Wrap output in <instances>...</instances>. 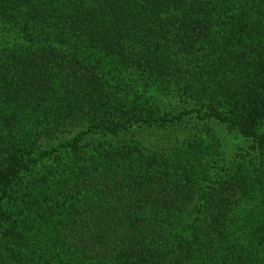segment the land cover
I'll use <instances>...</instances> for the list:
<instances>
[{
  "label": "trees",
  "instance_id": "obj_1",
  "mask_svg": "<svg viewBox=\"0 0 264 264\" xmlns=\"http://www.w3.org/2000/svg\"><path fill=\"white\" fill-rule=\"evenodd\" d=\"M151 85L259 155L131 139ZM0 264H264V0H0Z\"/></svg>",
  "mask_w": 264,
  "mask_h": 264
},
{
  "label": "rangeland",
  "instance_id": "obj_2",
  "mask_svg": "<svg viewBox=\"0 0 264 264\" xmlns=\"http://www.w3.org/2000/svg\"><path fill=\"white\" fill-rule=\"evenodd\" d=\"M17 32H15L17 38L19 37L23 40L25 37L22 33L20 34V32ZM3 34H7V41L14 38V33L11 32L9 34L8 30L4 31ZM148 89L149 92L146 93L145 96L150 95L152 100L160 99L161 104L159 111L161 114L168 113L169 116H181L183 114V116L179 121L174 120V122H168L167 124H159L160 126L143 124L141 127H136L134 128V132L131 130L129 131L132 137L131 139L151 148H165L185 138H192L201 134L205 135V137L208 135H215V137L220 139L227 161L235 158L239 159L241 156H249V153L252 157L257 154L259 155V153H256V151L253 152L251 149L253 144L252 140L243 136L236 128L213 117L205 119L199 118L196 111L199 110L200 107L193 100L176 98L170 95L168 91L160 85H151L147 87V90ZM143 97L139 102H142ZM72 134L73 133L65 132V134L61 136L70 137ZM89 136L93 137V139H97V137H101L102 135L91 133ZM60 150L63 151L64 149L62 148Z\"/></svg>",
  "mask_w": 264,
  "mask_h": 264
}]
</instances>
